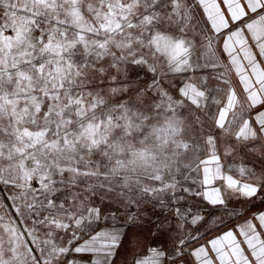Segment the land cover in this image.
I'll use <instances>...</instances> for the list:
<instances>
[{
  "label": "snow or ice",
  "instance_id": "snow-or-ice-1",
  "mask_svg": "<svg viewBox=\"0 0 264 264\" xmlns=\"http://www.w3.org/2000/svg\"><path fill=\"white\" fill-rule=\"evenodd\" d=\"M0 264H264V0H0Z\"/></svg>",
  "mask_w": 264,
  "mask_h": 264
}]
</instances>
